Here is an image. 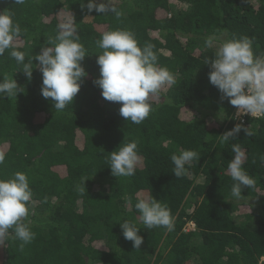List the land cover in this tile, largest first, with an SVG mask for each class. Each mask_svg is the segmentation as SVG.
Instances as JSON below:
<instances>
[{
	"label": "trees",
	"instance_id": "1",
	"mask_svg": "<svg viewBox=\"0 0 264 264\" xmlns=\"http://www.w3.org/2000/svg\"><path fill=\"white\" fill-rule=\"evenodd\" d=\"M177 2L110 0L117 17L88 13L81 8L87 0H0V11H9L21 27L14 46L25 62L68 24L86 50L88 73L73 103L55 112L51 98L41 95L38 62L29 81L8 51L0 56V80L14 78L25 88L0 99V179L26 173L35 233L21 251L9 230L4 264H264V117L242 124L252 135L242 129L222 144L220 135L240 123L233 118L236 108L209 82L206 64L233 36H247L254 54L264 55V0H185L174 11ZM115 29L131 31L141 47L152 45L158 66L175 77L174 85L150 98L153 111L139 125L121 117V104L105 100L93 84L102 52L96 40ZM133 141L140 157L135 175L112 176L110 153ZM234 144L255 182L242 199L232 197L227 170ZM183 150L200 159L177 178L170 157ZM152 197L170 210L171 230L147 229L140 221L135 203ZM124 220L140 228V249L123 237ZM190 223L195 230L186 231Z\"/></svg>",
	"mask_w": 264,
	"mask_h": 264
},
{
	"label": "clouds",
	"instance_id": "2",
	"mask_svg": "<svg viewBox=\"0 0 264 264\" xmlns=\"http://www.w3.org/2000/svg\"><path fill=\"white\" fill-rule=\"evenodd\" d=\"M24 3L25 0H14L17 5ZM81 8L87 9L88 13L95 11L99 14L111 12L117 17L120 15L115 7L110 6V0H87ZM21 31L20 25L14 22L9 11H0V56L8 51L17 65L22 66L20 71L29 81L33 75V60L37 61L35 68L42 74L41 95L45 99L51 98L55 112L65 110L73 103L88 75L82 65L87 55L86 50L79 42L76 30L68 24L59 25L56 36L41 46L39 53L28 62H25V54L14 46ZM214 39L208 38L206 47H212ZM96 45L102 52L96 60L100 75L93 80V84L101 89L105 100L121 104V117L133 124H141L153 111L150 98L158 95L162 87L174 85V75L167 68L158 66L153 46H139L131 31H105L96 40ZM206 64L210 65L209 82L221 93V100H228L236 108L237 116L250 115L252 118L249 119L264 117V55L254 54L250 38L233 36L223 40L216 48L214 59ZM23 92L25 88L19 86L14 78L4 76L0 80V99L5 96L17 97ZM242 129L246 135H252L247 127L236 124L220 135L221 143L237 137ZM232 150L235 156L227 167L234 182L231 195L242 199L245 187L253 188L255 182L243 168L244 153L239 145L234 144ZM170 159L174 165L172 173L180 178L186 172V165L200 157L194 150H183L178 155L172 154ZM139 160L135 141L120 145L108 158L111 175H135ZM261 160H264V156H261ZM3 161L4 156L0 154V163ZM32 196L26 173L18 171L9 179H0V245L8 240L9 230H12L13 239L20 242L21 251L35 239L28 220V204ZM134 207L145 228H173L170 210L154 197L150 200L138 199ZM120 228L123 237L133 243L134 249H140L143 237L139 235L140 228L136 223L124 220L120 223Z\"/></svg>",
	"mask_w": 264,
	"mask_h": 264
},
{
	"label": "rangeland",
	"instance_id": "3",
	"mask_svg": "<svg viewBox=\"0 0 264 264\" xmlns=\"http://www.w3.org/2000/svg\"><path fill=\"white\" fill-rule=\"evenodd\" d=\"M187 3L185 2V0H178V2L175 4L174 6V11L179 10L182 6L186 5ZM217 45H215L216 47ZM99 186H97L98 188ZM99 189V188H98ZM195 230V225H193L192 223H190L187 227H186V231H193ZM197 242L200 243V240L198 239Z\"/></svg>",
	"mask_w": 264,
	"mask_h": 264
},
{
	"label": "built area",
	"instance_id": "4",
	"mask_svg": "<svg viewBox=\"0 0 264 264\" xmlns=\"http://www.w3.org/2000/svg\"><path fill=\"white\" fill-rule=\"evenodd\" d=\"M237 111V110H236ZM236 111L233 114L234 120H236L237 123L240 124H245L249 118H252L250 115H245V116H237ZM262 118V117H261ZM253 119H260V118H253Z\"/></svg>",
	"mask_w": 264,
	"mask_h": 264
},
{
	"label": "water",
	"instance_id": "5",
	"mask_svg": "<svg viewBox=\"0 0 264 264\" xmlns=\"http://www.w3.org/2000/svg\"><path fill=\"white\" fill-rule=\"evenodd\" d=\"M5 244L4 245H0V264H4V260H5Z\"/></svg>",
	"mask_w": 264,
	"mask_h": 264
}]
</instances>
